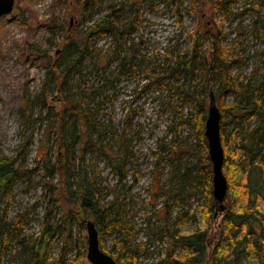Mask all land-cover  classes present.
<instances>
[{
  "label": "rangeland",
  "instance_id": "1",
  "mask_svg": "<svg viewBox=\"0 0 264 264\" xmlns=\"http://www.w3.org/2000/svg\"><path fill=\"white\" fill-rule=\"evenodd\" d=\"M192 6L193 0H96L84 14L77 0H15L12 12L0 18V161L10 158L23 170L11 186L0 187V219L18 221L4 264H27L31 246L48 226L55 229L47 245L51 262L68 264L85 242L88 246L79 200L66 190V178L58 172L50 176L45 167L59 149L56 126L62 110L65 122H76L82 135L75 173L90 181L98 207L114 204L99 213L87 207L84 213L97 217L93 220L106 252L126 256L136 249L135 262L126 264H156L173 250L181 255L184 247L174 245L165 232L181 215L178 222L187 231L207 230V254L214 252L226 211L203 218L214 199L209 198L213 181L205 172V121L195 97L205 103V120L211 88H225V104L235 105L246 86L257 87L264 103V0H236L230 12L219 14L229 64L210 81L203 71L194 79L191 72L171 73L179 52L194 42L190 36L200 14ZM109 12L120 25L136 23V32L125 33L120 42L112 35L94 36L93 52L79 65L82 75L67 68L60 83L50 68L55 60L66 63L70 30L86 29ZM209 42L203 40L205 49ZM81 98L90 108L88 120L66 109ZM259 120L245 114L240 122L229 119L221 130L231 153L223 167L227 213L245 208L238 167L243 173L247 168L235 150L248 143ZM257 206L264 209L258 201ZM251 224L261 235L262 224ZM246 245L240 242L237 252ZM243 259L244 264H261L264 251ZM84 264L90 263L86 259Z\"/></svg>",
  "mask_w": 264,
  "mask_h": 264
},
{
  "label": "trees",
  "instance_id": "2",
  "mask_svg": "<svg viewBox=\"0 0 264 264\" xmlns=\"http://www.w3.org/2000/svg\"><path fill=\"white\" fill-rule=\"evenodd\" d=\"M78 4L85 14L87 9L96 0H77ZM236 0H193L192 10L199 13V21L195 25L193 34L190 39L194 38V42L188 50L179 52L174 65L171 67V73H188L191 72L192 79L199 71H203L207 80H213L215 76L223 75L229 64V47L223 44V38L226 32L223 28V18L218 19L219 14L230 12L233 7V2ZM138 25L133 22L120 25L118 19L112 12L102 13L94 20L86 29H80L77 32H69L65 41L64 51L67 53L66 63L55 60L51 64L50 72L58 79L60 83L65 80L66 69L74 68L79 75L83 71L79 67L83 60L90 56L94 50L95 39L94 36L105 37L112 35L114 42L125 40V33H135ZM71 33V34H70ZM208 37L210 42L207 48H204L203 40ZM188 39V41L190 40ZM172 59V58H171ZM66 67V68H65ZM217 104L221 110V130L223 126L230 120L241 121V117L247 115L259 117V125L249 132L248 143H243L235 150L236 154L242 153L243 162L247 171L243 173V167L239 168V173L243 177L242 190L244 192V205L242 210L228 211V204H226V224L221 232V239L217 243L214 252L208 256V242L206 241L207 230L205 228H198L194 232L187 231L183 228L182 220L184 215L178 216L177 222L174 225L168 226L165 230L166 234L171 238L175 244L184 247V253L179 255L173 251H168L163 258H159L156 264H244V256L247 261L256 255L258 251H264V209L257 206V201L261 203L264 208V103L261 100V95L257 87H247L241 91L242 96L239 102L235 105H226L224 102L223 92L225 88L214 90ZM210 89V90H211ZM210 93V91H209ZM208 93V95H209ZM198 105V112L200 113L201 122L205 121L204 106L205 103L201 99L195 97ZM66 109L72 114H75L79 119L88 120L90 108L87 100L81 98L73 104H66ZM62 110V118L58 126L60 141L59 149L56 153L55 161L51 158L47 159L45 167L48 169V174L53 176L58 172L62 177L66 178V190L74 194V197L79 200V208L81 212L85 213L86 208H93L97 213L104 212L113 208V202H109L103 206L98 207L95 199V192L90 185V181L85 174L75 173L76 152L78 144L82 142V135L75 123L68 125L65 122ZM204 127V126H203ZM203 142L208 148V142L205 134H203ZM222 140L224 144L225 156L230 157L229 147L226 139L222 133ZM225 142V143H224ZM206 176L212 180V164L209 158V153L206 155L205 163ZM238 170V169H237ZM23 175V170L15 167L14 161L6 158L0 161V187L7 188L13 184L14 180ZM69 177L74 180L69 182ZM77 184L74 188V184ZM54 188V193L56 192ZM72 196V195H71ZM212 192L210 197L212 198ZM228 197V196H227ZM216 205L213 199L208 208H204L203 218L211 220L215 214ZM82 217V222H87L88 219L96 220V216ZM93 220V221H94ZM252 220H257L262 224V234L255 235L254 226L251 224ZM95 222V221H94ZM96 223V222H95ZM107 225V224H106ZM18 221L10 222L7 219H0V264H4L5 252L10 242L15 238L16 231H18ZM97 226V224H96ZM112 225L111 227H114ZM98 228V227H97ZM50 226L44 228L38 241L31 246L32 253L26 259L27 264H56L55 261H50L47 258V245L52 233ZM101 230V229H100ZM103 232V230H101ZM47 234L49 236L47 237ZM245 242L247 245L242 248V252H237L238 244ZM30 247V246H27ZM103 248V247H102ZM105 250V248H103ZM229 252V253H228ZM87 246L84 243L82 249L78 252L74 259H70L68 264H84L87 257ZM111 254L119 264H126L128 262H135V254L137 250L123 255V252L118 256ZM228 253V254H227ZM126 258L129 259L126 262ZM248 264V263H247Z\"/></svg>",
  "mask_w": 264,
  "mask_h": 264
},
{
  "label": "water",
  "instance_id": "3",
  "mask_svg": "<svg viewBox=\"0 0 264 264\" xmlns=\"http://www.w3.org/2000/svg\"><path fill=\"white\" fill-rule=\"evenodd\" d=\"M15 0H0V18L12 12ZM222 113L217 104L214 91L209 93L208 113L205 120V136L208 142V153L212 164L213 197L216 213L226 210V199L229 184L224 173L225 152L221 133ZM88 233V246L86 257L90 264H119L108 252L102 249L99 239V230L96 223L88 219L86 222ZM261 264H264L262 262Z\"/></svg>",
  "mask_w": 264,
  "mask_h": 264
}]
</instances>
